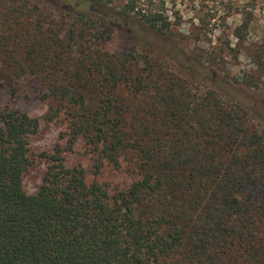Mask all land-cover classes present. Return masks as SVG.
I'll use <instances>...</instances> for the list:
<instances>
[{
  "label": "trees",
  "instance_id": "trees-1",
  "mask_svg": "<svg viewBox=\"0 0 264 264\" xmlns=\"http://www.w3.org/2000/svg\"><path fill=\"white\" fill-rule=\"evenodd\" d=\"M141 17L159 32L169 26L160 12ZM100 20L0 0V264H264V129L156 57L143 60L141 79L130 64L90 53ZM32 90L49 103L42 118L18 106ZM62 116L65 130L39 154L45 169L28 194L31 138ZM80 139L92 180L65 163ZM124 160L135 173L127 187L98 181Z\"/></svg>",
  "mask_w": 264,
  "mask_h": 264
},
{
  "label": "rangeland",
  "instance_id": "rangeland-1",
  "mask_svg": "<svg viewBox=\"0 0 264 264\" xmlns=\"http://www.w3.org/2000/svg\"><path fill=\"white\" fill-rule=\"evenodd\" d=\"M31 1L53 10L58 17L74 10L100 16L102 24H97V30H104V34L101 39L87 36L90 53L106 54L118 65L130 64L133 75L141 79L147 74L143 60L156 57L173 73L188 78L194 90L217 91L225 101L245 108L252 125L264 129V0ZM130 3L134 11L124 14L125 6ZM156 12L169 23L163 32L151 29L141 17ZM129 83L130 80L120 84L118 92L123 96L129 95ZM6 97L0 87V104L5 103ZM139 101L140 98L131 101L129 116ZM18 106L29 116L42 118L49 103L32 90ZM62 119L64 116L54 123L42 122L38 135L31 138L34 164L23 179L28 194L38 190L45 169L39 154L52 151L59 133L65 130ZM90 158L80 139L65 156V163L68 167H83L92 180ZM133 178L135 173L126 160L120 169L107 165L98 175V181L110 190L127 187Z\"/></svg>",
  "mask_w": 264,
  "mask_h": 264
}]
</instances>
